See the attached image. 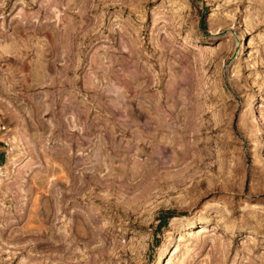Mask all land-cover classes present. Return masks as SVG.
I'll list each match as a JSON object with an SVG mask.
<instances>
[{"label":"rangeland","instance_id":"rangeland-1","mask_svg":"<svg viewBox=\"0 0 264 264\" xmlns=\"http://www.w3.org/2000/svg\"><path fill=\"white\" fill-rule=\"evenodd\" d=\"M2 124L0 264H264V0H0Z\"/></svg>","mask_w":264,"mask_h":264},{"label":"bare ground","instance_id":"bare-ground-1","mask_svg":"<svg viewBox=\"0 0 264 264\" xmlns=\"http://www.w3.org/2000/svg\"><path fill=\"white\" fill-rule=\"evenodd\" d=\"M57 14V11H52V17L54 18H58V16H56ZM201 50H206L207 48L204 47V46H201L200 47ZM74 122V121H73ZM69 125V124H68ZM19 137H15L13 139V142H16V141H19L18 140ZM98 159V161L101 163L100 165H102V167H106V165L104 164V159L102 158V155H98L96 156ZM102 158V159H101ZM79 203V202H78ZM79 205V204H78ZM82 205V204H81ZM111 205V204H110ZM113 205V204H112ZM76 206H71L72 208L75 209L74 212H70L69 214V220H68V223L66 225H64L63 227H60L58 228L59 229V234H57V237H58V240L60 241V245L61 247H63V249H68L70 251V254L72 256V258L70 259H74V262L76 261V264H80L81 261H86L87 263H92V261L94 260V256H93V252H90V253H86L84 251V249H81L80 248V241H86L87 237L89 236V234L91 233V229L94 227L93 226V219H95L96 221V224H98V220L97 218L99 217L97 215V213H95V210L96 208L94 207V209H85V208H81L79 206V208L77 209H82V210H85V212H79L77 211L76 209ZM83 206V205H82ZM70 207V208H71ZM93 207V206H92ZM116 207V206H115ZM62 208L60 207V202L58 201V199L56 198L55 199V210H56V213H59L60 210ZM99 209V208H97ZM121 209V208H120ZM126 209V208H125ZM126 211V210H124ZM119 212L117 211V213L113 216L114 218L112 219V221H110V227H115L117 226V223L119 222L120 224L124 222V220L128 219V220H131L134 216V214L132 212L128 213L127 211L126 212ZM132 211V210H131ZM103 212V211H102ZM82 215V216H81ZM102 216V214H101ZM103 217V216H102ZM59 219V217H58ZM138 217L134 218V222L135 220H137ZM101 222V221H100ZM105 226V224H104ZM99 228V224L97 226ZM104 229V227L102 226V223H101V226L100 228L98 229L99 232H98V235H100V237L98 236L95 240H94V243H98L100 244L99 246H102L103 245V242L105 240V237L102 235V230ZM93 231V230H92ZM78 232V234L81 236L80 238L79 237H75V233ZM96 232V230H95ZM94 233V232H93ZM91 233V234H93ZM97 233V232H96ZM95 233V234H96ZM89 241V240H88ZM90 242V241H89ZM84 243V242H82ZM86 243V242H85ZM84 243V244H85ZM86 246V249L88 250V247L87 244H85ZM96 247H91L90 246V249L91 250H94ZM98 248V247H97ZM125 248V247H124ZM89 249V250H90ZM132 252H135V248H131ZM68 251V252H69ZM70 257V256H69ZM85 262V263H86Z\"/></svg>","mask_w":264,"mask_h":264},{"label":"crops","instance_id":"crops-1","mask_svg":"<svg viewBox=\"0 0 264 264\" xmlns=\"http://www.w3.org/2000/svg\"><path fill=\"white\" fill-rule=\"evenodd\" d=\"M7 161V147L4 133L0 130V166Z\"/></svg>","mask_w":264,"mask_h":264},{"label":"trees","instance_id":"trees-1","mask_svg":"<svg viewBox=\"0 0 264 264\" xmlns=\"http://www.w3.org/2000/svg\"><path fill=\"white\" fill-rule=\"evenodd\" d=\"M167 214H168V217H166L165 219H161V220H160V223H159L158 228L161 227V226H166L167 223H168V220H169V218H170V215H172V214H174V213L171 212V211H167Z\"/></svg>","mask_w":264,"mask_h":264},{"label":"built area","instance_id":"built-area-1","mask_svg":"<svg viewBox=\"0 0 264 264\" xmlns=\"http://www.w3.org/2000/svg\"><path fill=\"white\" fill-rule=\"evenodd\" d=\"M0 130L4 133L5 138H7L6 135L8 134V131H9L7 128V125L2 124L0 126ZM5 143H6V145H8L7 141H5Z\"/></svg>","mask_w":264,"mask_h":264}]
</instances>
